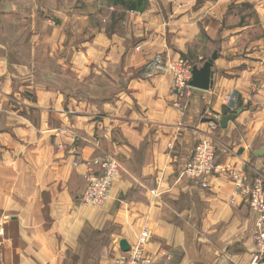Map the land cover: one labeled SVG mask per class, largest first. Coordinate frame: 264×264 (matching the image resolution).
I'll use <instances>...</instances> for the list:
<instances>
[{
	"label": "crops",
	"instance_id": "0c3cea01",
	"mask_svg": "<svg viewBox=\"0 0 264 264\" xmlns=\"http://www.w3.org/2000/svg\"><path fill=\"white\" fill-rule=\"evenodd\" d=\"M262 44L264 0H1L0 264H113L144 228L157 262L253 264L259 214L233 200L232 170L264 181ZM214 53L209 90H172L173 60ZM206 137L203 188L184 169ZM103 154L119 173L88 205L86 162Z\"/></svg>",
	"mask_w": 264,
	"mask_h": 264
},
{
	"label": "built area",
	"instance_id": "2783aa9c",
	"mask_svg": "<svg viewBox=\"0 0 264 264\" xmlns=\"http://www.w3.org/2000/svg\"><path fill=\"white\" fill-rule=\"evenodd\" d=\"M1 1V0H0ZM198 66L185 58L173 60L170 63L173 80L172 90L183 96L188 90L194 89L191 81L194 77V68ZM3 102L0 99V109ZM177 106H180L178 104ZM66 130H62L65 133ZM217 146L213 138L206 137L198 141L194 154L185 166L184 174L197 185L209 187L208 178L218 170L216 160ZM87 171L83 175L86 182L82 194L85 204L101 206L110 197L114 181L119 173L117 158L103 154L93 157L86 162ZM235 180V197L245 199L250 208L258 212L254 236L257 252L253 258V264H264V181L259 177H250L244 170H232ZM4 234V227L0 223V235ZM151 231L144 228L138 239L113 261V264H167L155 261L147 251V245L151 239Z\"/></svg>",
	"mask_w": 264,
	"mask_h": 264
},
{
	"label": "water",
	"instance_id": "95a60500",
	"mask_svg": "<svg viewBox=\"0 0 264 264\" xmlns=\"http://www.w3.org/2000/svg\"><path fill=\"white\" fill-rule=\"evenodd\" d=\"M217 58V53H214L212 58H210L203 67L199 68L196 66L194 68V77L191 81V85L194 88L202 89V90H209L212 87L213 84V75L214 72L212 70L213 62ZM236 117V114L227 115L226 110L224 111V117L221 120V125L223 127H226L227 123L230 120H233ZM258 156H261L263 154V150H260L256 152ZM121 245L125 251H128L130 249V244L123 240L121 242Z\"/></svg>",
	"mask_w": 264,
	"mask_h": 264
},
{
	"label": "rangeland",
	"instance_id": "374dc122",
	"mask_svg": "<svg viewBox=\"0 0 264 264\" xmlns=\"http://www.w3.org/2000/svg\"><path fill=\"white\" fill-rule=\"evenodd\" d=\"M122 1H125V2H128L127 0H117V3H118V5H119V8L120 9H122L123 7L126 9L127 7L125 6V5H123L122 4ZM120 4L121 5H123V7H121L120 6ZM147 4H148V0H146V2H145V4H144V6H142V8H140V9H137V10H141V9H144L145 7H147ZM236 3H234L233 4V6H232V8H234L235 9V11H234V14H236V8H237V5H235ZM127 9H129V8H127ZM131 10H135V9H131ZM102 19H108V13H105L104 11H103V14H102ZM233 20H237V18H236V15H235V17L233 18ZM239 45L242 47V48H244V50L247 52V54L248 53H251V52H253V51H255L256 49H258L259 48V46H260V44L259 43H253V42H239ZM258 47V48H257ZM262 47L264 48V44H262ZM180 58H185V59H187L188 61H191L192 63H200V62H203V61H205V57L204 58H201L198 62L197 61H194V60H192V59H189V58H186V57H180ZM179 59V58H178ZM170 68V67H169ZM0 99H1V101L3 102V106H2V108L0 109V111L1 110H3L4 109V99H3V97L0 95ZM63 130H65V129H63ZM62 132V131H61ZM66 132H67V130H66ZM65 132V133H66ZM91 160V159H90ZM83 202V201H82ZM84 203V202H83ZM89 205V204H88Z\"/></svg>",
	"mask_w": 264,
	"mask_h": 264
},
{
	"label": "trees",
	"instance_id": "16d2710c",
	"mask_svg": "<svg viewBox=\"0 0 264 264\" xmlns=\"http://www.w3.org/2000/svg\"><path fill=\"white\" fill-rule=\"evenodd\" d=\"M127 1L128 2L122 1V4L125 5L129 9H135V10L142 8V6H144L146 2V0H127Z\"/></svg>",
	"mask_w": 264,
	"mask_h": 264
}]
</instances>
